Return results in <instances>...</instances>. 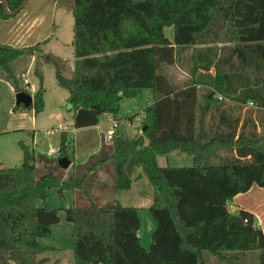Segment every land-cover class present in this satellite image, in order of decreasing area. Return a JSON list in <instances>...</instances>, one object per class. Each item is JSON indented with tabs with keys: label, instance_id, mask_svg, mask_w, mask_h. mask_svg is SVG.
I'll use <instances>...</instances> for the list:
<instances>
[{
	"label": "trees",
	"instance_id": "1",
	"mask_svg": "<svg viewBox=\"0 0 264 264\" xmlns=\"http://www.w3.org/2000/svg\"><path fill=\"white\" fill-rule=\"evenodd\" d=\"M23 1L7 0L8 9L15 11ZM73 14L72 76L65 74L63 60L41 52L47 38L26 47L0 43V77L16 92L24 91L21 74L27 67L21 61L35 57L36 64L40 59L53 63L57 84L69 92L77 129L96 126L106 114L119 120L126 98L151 90L153 100L138 133L115 132L109 152L89 169L111 162L115 193L130 189L141 177L136 171L143 170L154 188L148 208L156 222L151 245L147 250L139 236L137 206L91 200L83 187L86 177L63 180L53 170L38 175L32 152L23 145L19 166L0 167V264H58L43 256L54 248L39 241L51 236L61 219L60 209L47 201L52 188L61 194L82 190L90 201L64 208L73 224V264H206L205 251L222 264H239L249 251H259L264 264V230L256 216L229 209L237 194L254 184L264 187V133L256 125L246 132L241 117L225 110L213 113L215 122L206 126L213 101L221 103L219 95L264 112V0H74ZM12 16L0 2V17ZM167 27L174 29L172 40ZM220 40L232 45L216 61L207 44ZM196 45L206 46L195 54L194 73L214 71L213 89L202 101L198 81L178 87L164 72L179 51ZM35 72L41 84L33 105L14 110H44L43 75L38 67ZM69 142L62 131L59 157L69 154ZM220 148L227 153L220 155ZM173 150L193 154V164L161 166L158 156Z\"/></svg>",
	"mask_w": 264,
	"mask_h": 264
},
{
	"label": "rangeland",
	"instance_id": "2",
	"mask_svg": "<svg viewBox=\"0 0 264 264\" xmlns=\"http://www.w3.org/2000/svg\"><path fill=\"white\" fill-rule=\"evenodd\" d=\"M73 5L74 0H29L24 10L20 14L18 13V17H21L26 11L34 9L33 15L30 16H36L40 21L44 22L38 29L44 31L46 38H50V40L41 45V52L63 60L66 64L64 72L68 76H72L75 62ZM16 16L17 14L8 19L0 17V41L7 40V32L10 28L9 24L6 26L3 20H9ZM15 19V21H11L16 24L18 18ZM17 23L19 24V22ZM165 33L169 39H173V27H167ZM28 40L31 43L34 42L32 41L33 39ZM207 45L212 47L213 56L218 61L227 55V47H230L232 43L220 40ZM205 46L196 45L189 47L183 52L179 51L176 61L173 64L164 66V72L170 77L171 82L178 87L184 86L193 78L198 81V94L201 101L202 97L213 89L212 85L214 82V71L211 69L202 68L196 73L193 71L195 54L199 50L205 49ZM34 59L35 57H31L28 62L21 61L20 65L27 67V77L31 82L29 85L30 92L33 96L41 84L35 68L38 67L43 75L45 108L42 112L35 114L33 110L23 107L14 110L17 92L7 80L0 77V167L19 166L24 157L23 147L28 146L32 152L38 175L53 170L63 180H71V177H76L77 179L86 177L83 187L89 192L91 200L101 205H107L118 199L126 206H140L143 221L141 236L144 242L147 239L146 233L151 236V238H148V245L146 243V249L148 250L154 229L149 226L147 218L149 217L152 223L156 222H154L155 220L147 208L153 201L154 188L146 174L141 168L138 169L136 172L141 173V177L134 180L132 188L115 193L112 189L111 162L105 163L102 167L98 166L101 173L99 170L92 172L89 169L104 158L107 151L109 152L111 140L107 138L109 133L115 131L126 137H133L138 133L139 126L144 120L145 113H147L146 108L150 106L153 100L151 90L145 89L137 97L126 98L123 101L117 129L113 128L112 120L108 122L105 119L103 124L108 123L107 125L91 131L76 132L73 131L74 127L72 124L73 110L67 102L69 92L57 84L55 65L43 59H40L39 63L36 64ZM219 67L223 70H229L230 68L226 63H220ZM220 102L217 104V102L213 101L212 115L217 111L225 110L233 116L241 117L242 123L244 122L246 125V132L253 131L254 125H256V131L264 133V112H257L258 110L251 105H241L227 97H224ZM215 115L217 116V114ZM148 116L151 121V114L149 113ZM130 117H134L132 121L129 120ZM206 121V126H210L215 122L213 118H208ZM239 129L241 130L242 128L239 127ZM62 131L68 134L70 140L67 149L69 154L67 156L71 159L72 164L67 169L56 168L57 159L59 158L56 151L60 146V134ZM218 153L222 155L227 152L220 148ZM211 154L212 152H210L211 160L215 159L213 162H217L218 159L211 156ZM172 155L160 156L159 164L161 166H186L193 162L192 158H190L191 156L184 154L182 159L173 163ZM250 195L253 196L250 198L253 202L264 201V187L256 186ZM47 201L52 207L60 209L59 216L61 219L52 226L51 236L39 239L43 245L54 248V250L45 253L43 256H49L51 262L56 261L57 263L59 261L58 264H73V224L66 219L64 208L74 205L85 206L90 201L84 196L82 190L76 192L64 190L63 194H61L58 188L48 190ZM38 203L39 205L43 204L41 200ZM249 252L244 256L242 264H259V251ZM204 255L207 261L212 256L209 251H205Z\"/></svg>",
	"mask_w": 264,
	"mask_h": 264
},
{
	"label": "crops",
	"instance_id": "3",
	"mask_svg": "<svg viewBox=\"0 0 264 264\" xmlns=\"http://www.w3.org/2000/svg\"><path fill=\"white\" fill-rule=\"evenodd\" d=\"M28 2H29V0H28ZM25 6H27V4ZM23 10H24V8L19 12V14ZM33 12H34V9L32 8L29 11H26L25 13H23V15H21V17H18V14H17L16 17L11 18L9 20H3L2 19L3 22L6 24V26H7V24H9L10 28L8 29V32H7V34H8L7 40L6 41H0V43L9 44L13 47H26V46H30V45L35 44V42L36 43L37 42H43L45 39H47L46 35H44V31H40L38 29V27L41 24H43L44 22L40 21L39 18L36 16L35 17L30 16V15H33ZM29 16H30V18H29ZM15 18H18V20L16 21V24L14 23V21L16 20ZM25 19H27V20L25 21ZM11 20H14V21H11ZM17 22H19V24ZM28 39H33L32 41H34V42L31 43V42H29ZM145 117H146V113L144 115V118ZM208 118H213L212 113L207 115V119ZM105 119H107L108 122H111V120H112L111 116L106 114V115H104L103 119L99 122V124H97L96 126L79 128V129L74 128L73 131H76V132L77 131H91L93 129L100 128L103 125L108 124V123L103 124V122H105ZM130 121H132V120H130ZM72 124H73V122H72ZM169 154H173L172 155L173 156L172 159L174 161L173 163H176V161L182 159V156L184 154L191 156L190 158H192V160L194 159L193 154H188V153L182 152L180 150H173V151H171L167 154H164V155H169ZM223 155H225V154H223ZM160 156H163V155L158 156V162H159ZM192 164H193V162H192ZM192 164H190V165H192ZM174 165H176V164H174ZM171 166H173V165H171ZM99 172L101 173V170H99ZM132 186H133V184H132ZM132 186H131V188H132ZM256 186H258V185L254 184L249 191L237 194L233 198V200L229 203V209L232 212H237L239 209H246V210L252 212L257 218V225L264 230V201L260 200L257 202H253V200L250 199L251 197H253L250 194H252V192L254 191ZM130 189H128V190H130ZM151 204H149V206ZM149 206L147 208H149ZM137 207L139 208V214H140V218H141V228H140L138 233H139V236L141 238L143 246L146 248L147 247L146 243L148 245V238L149 237L151 238V236H148V233H146L147 239L144 242V240L141 236V230L143 228L142 214L140 211L141 208H140V206H137ZM147 221L149 222V226H151V227H153V229H155L156 223H152V221L149 219V217L147 218ZM153 229H152V231H153ZM248 253H250V252H248ZM243 258L244 257L240 258L239 263L240 262L242 263ZM206 264H222V263L215 256H212L211 258L208 259V261H206Z\"/></svg>",
	"mask_w": 264,
	"mask_h": 264
},
{
	"label": "water",
	"instance_id": "4",
	"mask_svg": "<svg viewBox=\"0 0 264 264\" xmlns=\"http://www.w3.org/2000/svg\"><path fill=\"white\" fill-rule=\"evenodd\" d=\"M0 2L4 3L5 10L8 14L16 15L25 7L28 0H24L23 3L15 11H10L8 9L7 0H0ZM15 100H16V105H22L24 107H31L34 103V96L29 92L19 91L15 95ZM57 163L62 169H67L72 164V161L67 155H65V156L59 157L57 159Z\"/></svg>",
	"mask_w": 264,
	"mask_h": 264
},
{
	"label": "built area",
	"instance_id": "5",
	"mask_svg": "<svg viewBox=\"0 0 264 264\" xmlns=\"http://www.w3.org/2000/svg\"><path fill=\"white\" fill-rule=\"evenodd\" d=\"M21 78L23 79V82H24V85H25V90L24 91L31 93L30 92V87H29V85L31 84V82H30V80L27 77V71L26 72H23L21 74ZM219 99H223V96L222 95H219ZM112 125H113V128L117 129L119 127V121L116 120V119H112ZM139 132L142 133V130H140ZM114 133H115V131L109 133L107 135V138L108 139H111L113 137Z\"/></svg>",
	"mask_w": 264,
	"mask_h": 264
}]
</instances>
